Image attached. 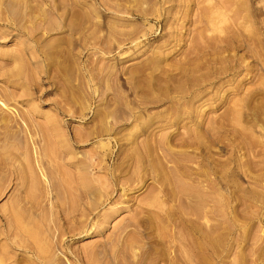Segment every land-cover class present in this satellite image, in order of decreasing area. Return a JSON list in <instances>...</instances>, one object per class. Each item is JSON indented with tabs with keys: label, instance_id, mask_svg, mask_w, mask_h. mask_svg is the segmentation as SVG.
<instances>
[{
	"label": "rangeland",
	"instance_id": "374dc122",
	"mask_svg": "<svg viewBox=\"0 0 264 264\" xmlns=\"http://www.w3.org/2000/svg\"><path fill=\"white\" fill-rule=\"evenodd\" d=\"M0 264H264V0H0Z\"/></svg>",
	"mask_w": 264,
	"mask_h": 264
},
{
	"label": "bare ground",
	"instance_id": "6f19581e",
	"mask_svg": "<svg viewBox=\"0 0 264 264\" xmlns=\"http://www.w3.org/2000/svg\"><path fill=\"white\" fill-rule=\"evenodd\" d=\"M4 222H7V220L3 219ZM9 223V224H8ZM8 223H5L6 225L8 224V229H9V226H10V222L8 221Z\"/></svg>",
	"mask_w": 264,
	"mask_h": 264
}]
</instances>
